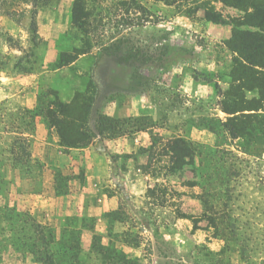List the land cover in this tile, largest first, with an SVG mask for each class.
Here are the masks:
<instances>
[{
    "label": "rangeland",
    "instance_id": "1",
    "mask_svg": "<svg viewBox=\"0 0 264 264\" xmlns=\"http://www.w3.org/2000/svg\"><path fill=\"white\" fill-rule=\"evenodd\" d=\"M166 1L0 0V83L10 78L26 84L34 75L36 105L46 104L50 91L67 102L89 85L88 128L95 137L102 130L108 138L116 124L124 135L147 127L138 131L145 147L133 156L148 184L143 200L119 204L120 226L74 216L88 232L80 241L85 264L128 258L133 264H264V148L208 126L229 117L221 110L233 57L225 41L231 19L243 13L213 1L225 22L213 23L196 8L199 2ZM79 48L84 54L56 68L60 52ZM25 110L32 109L0 100V166L35 177L42 165L31 158L29 135L40 116ZM141 116L143 121L129 119ZM176 137L191 143L194 154L170 171L167 142ZM58 170L52 172L59 192L73 177L84 182L81 167L74 175ZM11 185L0 179V201L10 207L20 193L16 188L12 194ZM101 192L109 194V188L103 185ZM64 219L49 226L58 231ZM0 264L41 263L7 252Z\"/></svg>",
    "mask_w": 264,
    "mask_h": 264
},
{
    "label": "trees",
    "instance_id": "2",
    "mask_svg": "<svg viewBox=\"0 0 264 264\" xmlns=\"http://www.w3.org/2000/svg\"><path fill=\"white\" fill-rule=\"evenodd\" d=\"M220 2L223 6L243 13L230 21L231 36L225 41L226 47L233 54L229 73V88L224 92L221 110L229 117L224 122L209 121L208 126L218 132L215 126H221L229 138L241 140L255 146L256 150L264 148V0H167L176 2H199L196 8H203L205 19L213 23H225L220 14L214 11L211 3ZM81 9V8H79ZM84 54L82 49H73L71 54L60 52L55 62L56 68L71 64ZM247 93H254L251 98ZM51 99L46 104H37L32 110H25L32 117L40 116L48 128L54 130L58 145L64 152L72 148H85L94 139L88 128V116L92 108L93 95L90 86L75 91L71 99L62 101L56 91H50ZM139 121L143 118H129ZM110 137H119L125 132L117 133L118 126L112 125ZM145 125L135 131H145ZM116 132V133H115ZM100 130L97 135L102 136ZM173 160L170 171L180 169L186 158L193 157L191 143L176 137L167 142V151ZM29 157V155H27ZM57 175L55 180L57 179ZM61 178V175L59 174ZM56 185V184H55ZM56 194H64L56 190ZM119 211L106 213L107 225L115 221L123 222ZM76 217H65L62 226L54 229L38 222L29 212L19 211L0 201V262L7 252L23 257L30 256L34 262L41 264H85L81 257V227H77ZM90 231L94 232V228ZM96 249L91 240V250ZM124 256V255H123ZM126 258H128L126 256ZM127 260V261H126ZM122 260L133 264L130 259ZM122 263V264H123Z\"/></svg>",
    "mask_w": 264,
    "mask_h": 264
},
{
    "label": "crops",
    "instance_id": "3",
    "mask_svg": "<svg viewBox=\"0 0 264 264\" xmlns=\"http://www.w3.org/2000/svg\"><path fill=\"white\" fill-rule=\"evenodd\" d=\"M34 79L35 76L31 75L27 78L29 83L23 84L7 78L3 82L5 85L0 83V100L11 99L17 106L33 109L37 100ZM82 90L79 88L77 91ZM144 136L143 132L113 138L97 135L87 147L64 152L58 145L54 130L37 117L34 131L29 135V152L32 159L41 162L40 174L35 177L20 176L17 170L3 164L0 166V179L15 183V186L11 185L12 194L20 188V193L15 194L11 204L18 209H28L43 224L55 225L63 217L72 216L103 219L107 224L104 215L119 211L121 202L140 203L144 198L147 180L133 161L139 148L145 147L140 142ZM80 167L84 169V182L70 178L66 192L57 195L53 169H59L66 176L77 174ZM103 185L109 188V194L101 192ZM121 223L115 221L110 225L120 226ZM87 234L86 230L82 231V241L88 237ZM84 246L87 245L83 242ZM122 248L130 256V249L126 246Z\"/></svg>",
    "mask_w": 264,
    "mask_h": 264
}]
</instances>
